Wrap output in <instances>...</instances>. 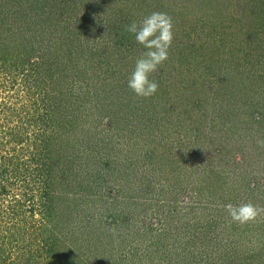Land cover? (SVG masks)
Returning <instances> with one entry per match:
<instances>
[{"label":"rangeland","instance_id":"obj_1","mask_svg":"<svg viewBox=\"0 0 264 264\" xmlns=\"http://www.w3.org/2000/svg\"><path fill=\"white\" fill-rule=\"evenodd\" d=\"M0 5V264H264V215L224 209L264 207V0ZM152 12L174 38L143 98Z\"/></svg>","mask_w":264,"mask_h":264},{"label":"clouds","instance_id":"obj_2","mask_svg":"<svg viewBox=\"0 0 264 264\" xmlns=\"http://www.w3.org/2000/svg\"><path fill=\"white\" fill-rule=\"evenodd\" d=\"M126 31L134 34L135 41L145 51L136 59L133 71L128 78V88L139 97L149 98L158 90V83L150 79L151 75L168 59L172 45L173 23L167 13L152 12L137 24L133 21ZM264 145V141H258ZM225 211L233 222L245 224L255 222L264 215V207L252 202L224 205Z\"/></svg>","mask_w":264,"mask_h":264},{"label":"trees","instance_id":"obj_3","mask_svg":"<svg viewBox=\"0 0 264 264\" xmlns=\"http://www.w3.org/2000/svg\"><path fill=\"white\" fill-rule=\"evenodd\" d=\"M82 7H83V5H82ZM0 8H1V5H0ZM81 10V9H80ZM85 12V15H87V17H85V18H89L90 20L92 19V17H93V14H89L88 12H90V6H85V8H84V10H83V8H82V10H81V16L83 15V13ZM95 18H97V21L98 20H102V24H100L101 25V27L103 28L104 26L106 27V22H105V18H103L101 15H97V17L95 16ZM101 18V19H100ZM79 18H76V20H78ZM96 20V19H95ZM94 20V21H95ZM3 22H4V19L3 18H0V55L2 54V52H3V50H5L4 49V47H6V46H8L7 44H6V42L7 41H4L3 40V38H2V33H3V29L5 28L4 27V24H3ZM41 28H43V26L41 27ZM38 29V28H37ZM41 30V29H40ZM40 30H37V32H38V34H39V32H40ZM4 35V34H3ZM5 36V35H4ZM39 42V41H38ZM38 42H36L35 44H39ZM26 58V57H25ZM24 62V61H23ZM32 62H34V60H32ZM17 63H21V61H18ZM120 105V104H119ZM118 105V106H119ZM129 104L127 103V104H125V108H128L127 106H128ZM73 125H75V124H73ZM0 188H2L3 189V185H1L0 186ZM43 206L47 209V216L48 215H50V214H52L53 216H55L56 217V210H55V208H54V206L53 205H50V203L48 202V201H46L45 200V202H43ZM51 206H53L52 207V209H51ZM53 210V211H52ZM45 216V215H44ZM43 216V217H44ZM46 218V217H45ZM46 220H47V218H46ZM50 232H49V230H47V233L45 234V237H44V239L42 240V242L40 241V243L41 244H44V243H47L46 241H47V239L50 237ZM42 237V238H43ZM49 244H50V242H49Z\"/></svg>","mask_w":264,"mask_h":264}]
</instances>
